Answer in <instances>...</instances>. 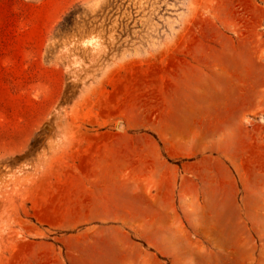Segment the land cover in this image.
<instances>
[{
  "label": "rangeland",
  "instance_id": "374dc122",
  "mask_svg": "<svg viewBox=\"0 0 264 264\" xmlns=\"http://www.w3.org/2000/svg\"><path fill=\"white\" fill-rule=\"evenodd\" d=\"M180 134L200 164L173 252L140 234L162 223L34 217L45 173L98 165L67 147ZM97 225L114 264H264V0H0V264L89 262Z\"/></svg>",
  "mask_w": 264,
  "mask_h": 264
},
{
  "label": "crops",
  "instance_id": "0c3cea01",
  "mask_svg": "<svg viewBox=\"0 0 264 264\" xmlns=\"http://www.w3.org/2000/svg\"><path fill=\"white\" fill-rule=\"evenodd\" d=\"M128 142L119 136L95 135L67 147V151L81 154L79 160H96L98 165H79L45 173L54 177L44 178L39 202H33L34 217L40 222L65 223L72 227L102 223H162L164 229L144 228L141 236L162 240L166 253L177 249L172 240L182 238L183 233L172 224L183 223V194L193 193L196 189L199 177L196 169L200 164L192 160L190 166H183V149H197L198 143L194 140L196 144L191 142L184 148L183 134H180L174 139L147 140L138 147L145 148L143 151H135ZM191 167H195V171L189 173ZM84 233L77 234L74 242L95 249L94 256L89 262H83L78 253L69 258L68 264H114L118 258L129 261L131 256H125V252L104 254L106 241L116 250L124 243L123 234L117 228L108 230L100 225L95 228L90 241L85 240L88 236ZM39 250L43 251L36 249ZM39 254L36 252V257L27 258L24 264H40Z\"/></svg>",
  "mask_w": 264,
  "mask_h": 264
},
{
  "label": "trees",
  "instance_id": "16d2710c",
  "mask_svg": "<svg viewBox=\"0 0 264 264\" xmlns=\"http://www.w3.org/2000/svg\"><path fill=\"white\" fill-rule=\"evenodd\" d=\"M71 14H72V12L69 13V16H71ZM64 22H67L66 17H65V18L63 19V21L60 23V26H61L62 24H64ZM68 24H69V22H68Z\"/></svg>",
  "mask_w": 264,
  "mask_h": 264
}]
</instances>
